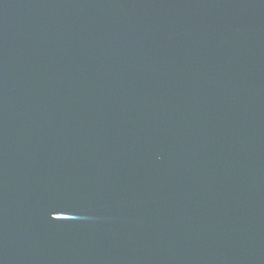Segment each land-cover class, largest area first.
<instances>
[{"label":"water","instance_id":"obj_1","mask_svg":"<svg viewBox=\"0 0 264 264\" xmlns=\"http://www.w3.org/2000/svg\"><path fill=\"white\" fill-rule=\"evenodd\" d=\"M0 264H264V0H0Z\"/></svg>","mask_w":264,"mask_h":264},{"label":"snow or ice","instance_id":"obj_2","mask_svg":"<svg viewBox=\"0 0 264 264\" xmlns=\"http://www.w3.org/2000/svg\"><path fill=\"white\" fill-rule=\"evenodd\" d=\"M62 211V209L54 210L52 212ZM64 217H54V219H63Z\"/></svg>","mask_w":264,"mask_h":264}]
</instances>
